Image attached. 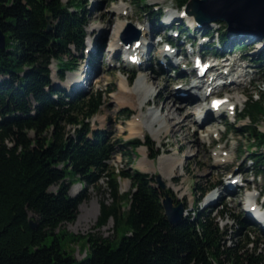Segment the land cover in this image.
<instances>
[{"label":"trees","instance_id":"16d2710c","mask_svg":"<svg viewBox=\"0 0 264 264\" xmlns=\"http://www.w3.org/2000/svg\"><path fill=\"white\" fill-rule=\"evenodd\" d=\"M139 1L137 8L143 3ZM174 1L181 11L190 0ZM161 13L151 12L152 24H160ZM215 25L219 28L203 26L201 35L215 34L223 50L244 48L229 40L223 23ZM86 27L80 0H0L5 37L0 51V264H264L262 244L248 231L250 219L228 214L222 203L220 210L196 204L193 220L184 217L171 225L161 206L165 193L152 186L153 178L109 168L115 148L124 144L87 125L103 105L102 94L60 90L52 79V66L60 82L77 68L74 54H82ZM181 28L176 30L180 33ZM209 49L221 56L213 45ZM255 65L264 74V53ZM238 118L248 122L238 134L256 150L264 147V134L257 130L260 119L264 122L263 95L258 100L247 97ZM227 128L237 133L236 127ZM129 144L131 149L144 145L151 150L138 140ZM250 158L262 169L263 155L251 152ZM119 178L130 181L125 194L119 193ZM100 180H105L112 203H100L95 226L112 219L113 237L62 230L63 224L76 220L79 206L88 199L87 188ZM73 182L82 187L75 197L68 193ZM51 186L58 187L56 192H49ZM214 212L232 219L230 233L218 227ZM31 220L36 229L29 226ZM81 240L86 255L77 260L63 245Z\"/></svg>","mask_w":264,"mask_h":264},{"label":"rangeland","instance_id":"374dc122","mask_svg":"<svg viewBox=\"0 0 264 264\" xmlns=\"http://www.w3.org/2000/svg\"><path fill=\"white\" fill-rule=\"evenodd\" d=\"M61 1L66 3L68 0ZM80 1L83 5L87 27L82 54H74L75 61L73 62L77 68L73 72L67 73L65 76L67 78L60 82L56 78V69L53 66L52 73L54 77L52 79L54 85L60 90L82 92L86 95L92 93L102 94L103 105L97 115L87 122V125L93 132H103L112 142L119 141V144H124L123 147L117 146L115 148V152L107 162L109 168L118 174L123 172L131 175L134 171L141 172L138 164L143 161L147 170V173L144 174L153 178L152 186L158 187L155 177L159 176L165 186L162 192L171 197L174 203L186 204L187 210H193L196 204L200 209H203L207 205V196L217 193V199L207 207L214 209L218 206L216 209L220 210L219 204L222 203L225 205L228 214L241 216V218H250L253 223L248 229L250 236L252 239H259L264 252L263 230L256 225L257 221L252 215L248 217L243 211L247 193L257 194V203L259 205L264 201V166L258 170L250 162L251 152L264 156V147L256 150L255 147L250 146L246 137L238 134L248 123L247 121H238V116L244 109L246 98L254 96V99L258 100L261 94L264 97V74L255 65L257 60L263 56L264 41L258 40L251 34L231 33L225 29L224 31L229 40L243 43L244 48L242 50H223L221 46L216 48L217 36L214 34L210 38H204L205 36L201 35V29L204 25L199 24L196 26L194 22H190V17L185 10L178 11L174 0H142L141 8L136 7V4L140 2L139 0ZM123 6L128 11L129 16L127 17L120 15V8ZM116 9H118V14L115 17L112 13ZM155 11L162 12V17L160 18L161 26L158 22L157 24H152L151 12L156 13ZM170 13L176 18L173 17V22L168 25ZM181 14L184 18L179 17ZM123 22L135 28L144 25L149 29L148 35L146 33L148 37L145 43H151L153 47L145 55L143 68H139L136 63L133 65L126 62L128 58L123 55V52L132 44L127 46L120 41L122 49L118 53L107 51L110 42L114 38L115 25ZM140 23L142 24L141 26H139ZM223 25L225 26L224 23ZM96 27H103V30L98 31L94 29ZM177 27H182L180 34L175 32ZM208 27L219 28L215 23L209 24ZM125 29L126 26L123 31ZM186 30L189 31V38H187ZM177 31L179 30L177 29ZM134 36L135 33H131L126 39L130 41ZM138 40V42H142L140 41V31ZM165 44H172L169 50H176L175 52L177 53L172 62L168 59L166 66H162L164 61L159 58V52L165 48ZM211 45L227 55V59L218 61V64H227L230 60H233L237 61L238 67L233 68L228 77L215 81L216 84L220 85L219 92L212 94L203 105H209L211 99L215 97L224 98L228 96L233 99L238 98L241 101L235 107V111L225 112V115L220 118L216 117V112H211V120H206L204 116L202 118L204 120L197 124L194 123L197 119H195L196 121L193 119L195 117L198 118L196 114L194 115V111L197 110L196 107L190 112V121H186V124V122H183L185 114L181 110L176 115L175 122H171L173 125L172 130L170 129L168 133L163 132L159 138L155 137L151 130H146L143 136L137 137L135 135L134 138L130 137L128 129L134 116H141L144 120L145 113H148L149 110L161 111L162 106L167 101L171 103L172 109L183 104L172 99V95H175L174 89L179 87L181 90L177 91V93L186 94L187 85L198 82L192 73L194 69L193 56L209 59L213 53L209 49ZM131 56L133 55L131 54ZM122 59L125 61H122ZM129 60H133V58H129ZM86 68L90 69L87 86L85 89H83L82 85L80 87L76 85L75 87L70 81L78 78L81 80L85 79L87 74L84 69ZM133 76H135V79L132 82ZM142 77L146 78L147 86L153 88L150 102L144 105L142 109H138L136 105L118 107L115 97L118 98L120 96L123 84L130 89ZM228 78L237 84L222 89V82H226ZM160 114L163 115L164 111ZM227 126L236 127L237 133L229 131ZM69 130L70 127H67V131ZM205 130H208L211 134L207 135L204 132ZM257 130L264 134V122L261 119L257 125ZM213 131H216V133H212ZM133 140H138L143 144L146 143L151 147V150L144 145L131 149L130 144H127ZM156 152L158 153L157 156L151 159L150 153ZM162 157H165L163 160L164 164L169 161L170 157L175 159L176 166L173 173H164V171L161 172L159 170V159ZM222 158H225L226 161L219 162ZM161 164L164 168V164ZM229 179L236 181L240 185V187H236L237 191L232 195L230 193L227 195L223 192V187L226 183H229ZM229 181L231 182V180ZM118 183L120 194L130 191L129 179L119 178ZM57 188V186H51L49 192L54 193ZM81 190V185L73 182L68 193L71 197H75ZM87 195L88 199L78 208L76 220L70 224H63L61 229L76 236L89 234L111 239L113 237L112 219H109L103 227L97 228L95 226L100 212V203L102 202L106 206H110L112 203L105 180H100L94 186L88 187ZM126 209V204H122L121 211ZM215 214L216 212L213 213V215ZM215 218L219 227L223 230L229 229L234 225L230 217L219 218L218 215H215ZM119 233L121 234L122 230ZM82 242L81 240L69 247L64 244L63 248L73 251L74 257L77 260H81L86 255V250L82 248Z\"/></svg>","mask_w":264,"mask_h":264},{"label":"bare ground","instance_id":"6f19581e","mask_svg":"<svg viewBox=\"0 0 264 264\" xmlns=\"http://www.w3.org/2000/svg\"><path fill=\"white\" fill-rule=\"evenodd\" d=\"M120 15L127 17L128 15V11L126 10V8L123 6L120 8ZM114 16L118 14V9L113 10ZM120 15H118L120 17ZM171 18L174 17V15L172 13H170L169 15ZM116 17V16H115ZM190 18V22H194V19L192 16H189ZM176 18V17H174ZM173 18V19H174ZM126 23V22H125ZM124 22L123 23H117L115 25L114 28V38L113 40L110 42L107 51L108 52H112V53H118L122 48L121 44H120V40H121V33L123 31V29L125 28V26H127ZM142 24L140 23L139 26H141ZM143 26V27H142ZM141 27H136L137 30L140 31L141 34V40L142 41L139 45V47H135V44L137 43V41L132 43V46H130L128 49H125V51L123 52V54H126L125 56L127 58L131 57V54L133 56H137L138 57V67L139 68H143L145 65V55L147 53V51H149V49H151L153 47V44L151 43H145L146 42V38L148 37V33L149 29L147 26L142 25ZM148 29H146V28ZM98 31L103 30V27H96L94 28ZM241 33H244V31L240 30ZM147 33V35H146ZM238 33V32H237ZM90 44V42H89ZM88 44V45H89ZM88 52V50H87ZM93 55V54H92ZM159 58L164 61L162 66H166V61L172 62V60L174 59V52H167L164 49L161 50L159 52ZM129 64V63H128ZM237 66V61H233L230 60L229 63L227 64H217L214 66H211V68L207 71L209 72L211 75L209 76H205V73L203 74L202 77H199L198 82L197 83H192V85H187L188 88L186 89V94L184 95H180V93H177V91H180L181 89H179V87H175L174 91H175V95H172V99L176 102L179 101V103H183L182 105L178 106L175 109H172V107L170 106V102L167 101L161 108V111H157V110H149L148 113H145L146 115L143 117L144 120L141 118V116H134L133 121L131 122L130 126H129V135L130 137H135V135H137V137L143 136L146 130H151L152 134H154L155 137L159 138V136L161 134L164 133H168L169 130L172 128V124L171 122H175L176 120V115L178 113H180V111L182 110L184 115V123L186 121H190V112L195 109L197 107V110L194 111V115L196 114V116H198V118H193L194 121H196L195 119H197L196 122L194 123H201L202 118H206L207 119H212L211 116V112L212 109L209 107V105L204 106V102L206 100H208V98L214 94V93H218L219 89H220V85L216 84L215 81L217 80H222L226 77H228L230 75V73L233 71V68H236ZM53 68V66L51 67ZM90 69L86 68L84 69V72L87 74L86 78L81 80V79H75V80H69L70 82L73 83V85L76 87V85H78V87H80V85L83 86V89H85V87L87 86L88 80H89V72ZM193 76L196 77L195 74V70H192ZM53 77V76H52ZM67 78V77H65ZM146 78H139L137 80V82L129 88H127L124 84L121 88V94L120 96L116 98L117 101V105L118 107H125V106H135L138 109H142L144 105H146L147 103L150 102L151 97L153 95V88L150 86H147L146 84ZM71 83V84H72ZM237 83L234 82L231 79H227L226 82H222V89H226L227 87H230L232 85H236ZM224 103L221 105V107L216 111L217 118L222 117L223 115H225V112L230 111V108L236 107L241 101L238 98H231V97H224ZM186 103H190V104H186ZM164 111V114L161 115L160 113ZM200 113V115H198ZM209 117V118H207ZM214 120V119H213ZM212 120V121H213ZM168 122V123H166ZM182 122V123H183ZM177 124V123H176ZM187 124V122H186ZM185 127V126H184ZM176 128V127H175ZM172 130V129H171ZM207 135L211 134L208 130L204 131ZM212 133H216V131H213ZM170 157L169 161L164 164L163 160L165 159V157H162L159 159L160 161V167L159 170L161 172L164 171V173L169 172V174L173 173L174 169H175V159ZM226 159H228L226 157ZM225 158H222L221 160H219V162H225L226 161ZM218 162V164H219ZM164 164V168L163 165ZM138 168L141 172L143 173H147V170L145 169V163L143 161H140L138 164ZM235 178V177H234ZM232 178V179H234ZM229 179V180H232ZM228 180V184L226 183L223 187V192L226 193L227 195H229V193L232 195L234 192H236V187L240 185L236 183H231ZM231 184V185H230ZM217 193H213V194H209L206 198V204L204 208H206L207 206H209L211 203H213L217 198ZM245 199L248 201V204L245 208V212L250 214L251 213V207H256L254 209L253 215H256L258 217V221H260V223L263 224V233H264V208H259V204L257 203V194L254 193H247L245 196ZM250 204V205H249ZM220 205V204H219ZM249 206V207H248ZM218 207V206H217ZM208 208V207H207ZM184 217H189L191 220L194 219L195 217V211L194 210H185L184 213ZM220 218V217H219ZM217 222V221H216ZM218 223V222H217ZM234 226V225H233ZM219 227V225H218ZM220 228V227H219ZM233 227L226 229L228 230V233H230ZM221 230H223L222 228H220ZM225 230V229H224ZM229 244V242H228Z\"/></svg>","mask_w":264,"mask_h":264},{"label":"water","instance_id":"95a60500","mask_svg":"<svg viewBox=\"0 0 264 264\" xmlns=\"http://www.w3.org/2000/svg\"><path fill=\"white\" fill-rule=\"evenodd\" d=\"M185 12L198 24L205 26L210 23H224L231 33H241L242 30L244 34H251L258 40L264 41V0H190ZM47 20L49 21L50 18L48 17ZM129 32L135 33L136 36L128 44L138 39V31L131 25L127 26L122 38L124 39ZM4 48L5 37L0 30V51ZM155 181L159 189L164 190L165 186L159 176L155 177ZM161 206L169 224L175 225L184 218L183 203L175 204L171 197L165 195L161 200ZM29 226L36 229V224L32 220Z\"/></svg>","mask_w":264,"mask_h":264}]
</instances>
